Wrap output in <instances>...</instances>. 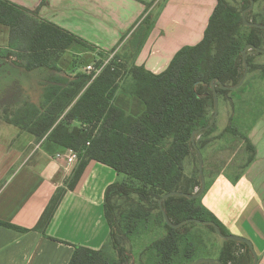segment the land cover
I'll return each mask as SVG.
<instances>
[{"label":"trees","instance_id":"trees-1","mask_svg":"<svg viewBox=\"0 0 264 264\" xmlns=\"http://www.w3.org/2000/svg\"><path fill=\"white\" fill-rule=\"evenodd\" d=\"M249 5L250 1L245 0L240 11L231 0H218L203 40L197 45L181 48L160 74H153L144 66L133 65L125 70L126 66L117 62L120 58L116 55L96 78L87 74L71 78L57 74L61 70L49 66L54 55L70 49L74 43L91 51L98 49L72 33L40 20L39 8L31 11L0 0V25L11 31L9 49L0 50V63L10 61L12 57L17 59L14 66L7 63L0 67L13 76V81L9 85L5 83L1 90L3 120L34 135L38 141L48 139L78 153L72 175L65 187L56 191L35 230L46 236L48 225L66 193L77 187L91 161L105 164L126 177L123 182L109 186L105 193L106 217L111 228L109 240L100 250L74 246L69 264H130L125 243L129 236L147 228L151 211L161 212L159 200L173 191L194 194L192 190L181 189L180 185L186 179L185 160L197 154L190 141L191 135L210 123V120L206 123L207 113L210 104L214 109V95L209 85L216 79L224 85L238 84L244 71L243 50L249 44L263 46L264 30L248 28L243 23L242 12ZM251 15L250 12L247 14L249 21ZM247 61L249 73L258 71L264 79V64H254L250 55ZM48 67L52 72L42 82L44 105L38 107L23 102L21 74ZM125 75L131 81L126 90L145 105V111L138 117L128 115L115 105V95ZM217 91L219 98L237 92L219 87ZM6 96L14 98L3 100ZM73 121L80 125L72 127ZM233 126L232 116L228 125L231 133H234L231 131ZM215 127L216 124L203 133V137ZM207 143L204 141L201 149ZM247 145L255 152L248 140ZM252 160L253 157L249 162ZM131 180L158 192L148 194L144 188H133L129 183ZM135 194L139 196L136 208L125 212L123 205L116 204L119 200H132ZM201 198L191 200L174 196L164 202V207L174 224L192 218L213 221L225 235H230L202 205ZM161 216L164 220L162 212ZM0 226L28 231L3 221ZM163 226L167 230L166 236L147 248L154 252L153 264L193 263L200 245L199 233L187 226L173 229L165 220ZM206 228L215 232L212 227ZM234 247L242 248L243 255L236 256ZM219 259L223 264H252L248 246L233 241H224Z\"/></svg>","mask_w":264,"mask_h":264},{"label":"crops","instance_id":"crops-1","mask_svg":"<svg viewBox=\"0 0 264 264\" xmlns=\"http://www.w3.org/2000/svg\"><path fill=\"white\" fill-rule=\"evenodd\" d=\"M7 1L31 11L39 8L40 20L72 33L97 49L109 52L118 51L124 45L131 46L135 50L131 65L144 66L153 74L164 72L181 48L197 45L203 40L218 2ZM10 41V28L0 25V50L9 49ZM83 50L85 53L91 51L82 44L74 43L70 49L56 53L49 66L60 69L57 74L71 78L85 74L76 64V56H81ZM16 61L12 57L10 61L0 63V67L7 63L14 66ZM50 68L24 72V78L28 79L21 80L22 88L27 86L32 92L29 90L22 96L23 102L38 107L44 105L42 82L52 72ZM7 72L4 70L0 79L3 75L13 78ZM260 80L264 82V79ZM247 81L236 91L243 89ZM130 82L129 79L126 85L120 82L115 105L128 115L138 117L145 111V105L126 90ZM249 101L261 103L263 107L251 117L246 130L236 126L245 113L235 111V126L231 128L234 133L228 131L232 116H226L222 125H216L204 137L208 143L201 151L208 188L201 202L230 235L251 240L259 256V264H264V95L250 96ZM71 124L72 127L80 125L76 121ZM240 137L245 143L248 140L255 149V152L249 149L243 169L234 174L235 164L230 166V162L214 170L212 167L217 165L210 163L217 158L228 157V143ZM67 151L48 139L38 141L34 135L16 126L0 125V221L28 230L22 232L0 226V264H69L74 246L100 250L109 240L111 228L106 217L105 193L109 186L123 182L126 177L96 161L87 165L77 187L66 193L48 225L46 236L35 230L52 197L59 188L65 187L77 164L70 167L64 158H58ZM243 253L242 248H237L235 255Z\"/></svg>","mask_w":264,"mask_h":264},{"label":"rangeland","instance_id":"rangeland-1","mask_svg":"<svg viewBox=\"0 0 264 264\" xmlns=\"http://www.w3.org/2000/svg\"><path fill=\"white\" fill-rule=\"evenodd\" d=\"M245 0H231L232 4L238 9L242 10ZM155 11H153V14ZM251 15V21H257L259 23L264 22V1L259 0L255 3L254 9L252 12H250ZM263 40H264V34H263ZM264 48V41L263 46ZM85 50V49H84ZM83 50V54L81 56H76V64L78 65V68L82 71L85 70V67L91 64H100L101 62H104L108 60L113 53V51H104L98 49L96 52H87ZM134 48H131V46L124 45L121 49L117 51V56L122 60V63L126 66V69H129L132 67L130 61L134 57ZM248 55L251 56L253 59L254 64H264V54H259L258 52L252 50L249 51ZM4 73V69L0 70V74ZM7 74H10L7 72ZM25 74V73H24ZM25 76L21 74V79H28L24 78ZM4 78V81H3ZM260 73L258 71H252V73L248 74L247 76V84L243 89L240 91H237L235 93H230L228 96H220V107H219V115L217 119L216 125H222V121L226 116H234L237 111L245 113L242 118H239L240 120L237 121L236 126L241 130H246V126H249L251 117L257 115V111L259 112L262 109L261 103H250V96L253 98L254 96L264 95V82L260 80ZM129 77L126 75L123 76L121 83L123 82L124 85H126ZM13 79L10 76L3 75L2 79H0V97L2 95V88L6 82L7 85L12 82ZM29 88L26 86L22 89V96H24L25 93L29 92ZM31 91V90H30ZM32 92V91H31ZM234 92V91H233ZM34 96H38V94H33ZM14 98V97H13ZM11 96H6L3 98V100L10 101V99H13ZM1 99V98H0ZM213 106L210 104L209 110L207 113V121L206 123H209V120H211L212 114H213ZM14 111V109H12ZM236 111V112H235ZM254 113V114H251ZM232 114V115H231ZM236 116V115H235ZM245 117V118H244ZM0 125H8L3 120V110L0 109ZM235 126V125H234ZM233 126V127H234ZM204 137L201 134L197 139V146L201 150L202 143L204 142ZM170 142V141H169ZM169 144H167L168 147ZM241 145L243 147L241 148ZM228 149H230L228 157H222L217 158L213 160L210 165L214 164L216 167L214 170L221 169L224 167L227 163H230V166L232 164H235L234 174H238L241 169H243L245 163L247 162L248 156L250 154L247 143L244 142V139L242 137L237 138L235 142L228 143L227 146ZM243 150V151H241ZM194 151H196L194 149ZM239 153H238V152ZM233 156V157H232ZM231 169V168H230ZM184 174H185V180L181 183V189L193 191L194 193L199 192L200 190V178H199V157L198 154H192L189 158H187L184 162ZM130 185L133 186V188H144L141 182L137 180H131ZM196 185V186H195ZM145 191L150 193H156L158 192L156 189L152 187H146L144 188ZM132 200H119L116 204L117 205H123V211L128 212L129 210H132L137 207V203L139 202V196L133 195ZM154 200V199H153ZM149 207V205H147ZM163 218L161 216V212L159 210H153L151 211V215L149 217L148 226L147 228H143L139 230V233H136L135 235L129 236V239H127V242L125 243V247L128 250L129 256L131 257L130 264H153L155 261L154 252L147 251V248L151 246V244L158 239L163 238L167 234V230L163 226ZM188 228H192L193 231L199 233L200 235V245L195 251L194 255V262L193 263H187V264H194L199 259H219L220 250L224 244V241L220 239L217 234L210 229L206 228L205 226L198 225V224H188L185 225ZM237 248L234 247V251L237 252Z\"/></svg>","mask_w":264,"mask_h":264},{"label":"water","instance_id":"water-1","mask_svg":"<svg viewBox=\"0 0 264 264\" xmlns=\"http://www.w3.org/2000/svg\"><path fill=\"white\" fill-rule=\"evenodd\" d=\"M249 1H250V5L242 12V19H243L244 25L248 28H257V29L264 30V24L263 23L252 22V21L248 20L247 14L249 12L253 11L254 5H255V0H249ZM252 50L258 52L259 54H264V48L256 47L252 44H249L243 50L242 55H243L244 71H243V76H242V78L238 84H236V85H224L220 80L216 79V80H213L209 85V87L211 88L213 95H214V110H213V114H212L210 123L207 126H204L202 128L195 130L192 133L191 138H190L192 146L196 150L198 157H199V178H200V185H201L199 192L194 193V194H187V193L178 192V191L169 192V193L165 194L159 200V206H160L161 212L163 214L165 223L169 227L177 230V229H180L181 227H183L185 225L192 224V223L202 225V226H206V227H212V228H214L217 236L220 239H222L223 241H225V242L233 241V242H237L239 244L247 245L249 250H250L251 256H252V264H259V256H258V254L254 248L252 241L249 240L248 238H244V237L237 236V235H225L221 231V228L213 221H203L200 219L192 218V219H187L185 221H182L178 224H174L170 220V218L167 214L166 208L164 207V202L167 199L174 197V196L185 197V198H188L191 200L192 199H198V198L203 196V194L206 190V187H207V183H206V178H205V174H204V157H203L202 151L197 146V139L201 134L209 131L216 124V121H217V118L219 115V107H220V98H219V94L217 91V87H219L222 90L233 92V91L240 89L244 85V83L247 79V76L249 74V63L247 61V56H248L249 51H252ZM194 264H223V262L220 259H199Z\"/></svg>","mask_w":264,"mask_h":264},{"label":"built area","instance_id":"built-area-1","mask_svg":"<svg viewBox=\"0 0 264 264\" xmlns=\"http://www.w3.org/2000/svg\"><path fill=\"white\" fill-rule=\"evenodd\" d=\"M117 55V51H114L110 58L104 62H102L101 64H91L85 67V74L87 75H92L93 78H96L97 76H99L102 71L105 69L106 66H108L110 64V62L115 59V56ZM118 63H122V60H118ZM58 158H64L66 160V163L68 166L72 167L74 166L77 161H78V153L73 151V150H68L67 154L65 155H58Z\"/></svg>","mask_w":264,"mask_h":264}]
</instances>
